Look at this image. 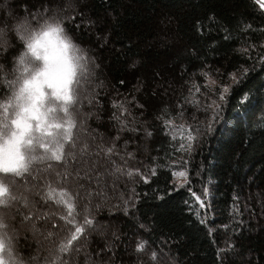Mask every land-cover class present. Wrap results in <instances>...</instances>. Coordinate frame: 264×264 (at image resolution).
I'll list each match as a JSON object with an SVG mask.
<instances>
[{
    "label": "trees",
    "instance_id": "1",
    "mask_svg": "<svg viewBox=\"0 0 264 264\" xmlns=\"http://www.w3.org/2000/svg\"><path fill=\"white\" fill-rule=\"evenodd\" d=\"M32 2L0 0L5 8L0 10V22L11 26L16 18L24 19L27 14L23 7ZM67 3L78 5L85 21L93 22L79 31L74 24L66 25L75 53L86 56L78 85H74L78 92L72 139L65 149L66 164L51 162V173L46 161L37 160L32 167L37 174L45 175L67 168L72 178L45 181L43 187L53 189L49 200L34 198L35 189L17 186V195L28 198L26 211L41 217L47 214L39 224L42 235L47 236L46 228L55 232L30 264H44L53 247L66 243L72 231L62 219L67 215L66 207L57 203L61 199L58 186L70 191L81 222L91 212L97 222L112 220L118 224L121 244L117 246V264L121 257L124 264H142L153 251L158 253L155 264H264V66L259 60L264 56V10L255 0H59L61 8ZM28 11L35 9L29 6ZM64 11L73 15L67 8ZM105 36L107 43L102 47ZM13 45L0 84L13 78L8 73L15 71L14 57L24 50L22 41H13ZM250 45L257 47L249 51ZM242 68L249 71L240 76ZM230 73L239 77L236 84H232ZM121 80L126 82L124 86ZM169 80L173 83L171 91L165 87ZM221 81L230 88L223 101L216 91L222 88ZM205 85L215 95H209ZM244 93H249L248 99L238 104ZM87 94L99 101L93 102L95 115H88L91 112L83 99ZM132 97L143 108L127 103ZM114 101L132 113L123 130L118 121L110 122L114 113L123 118L119 108L113 107ZM212 101L221 104L215 117L212 111H205ZM142 116L147 120V131L152 133L147 136L143 160L138 157L143 152L139 141ZM193 117L201 122L203 135L194 150L185 155L179 151L180 143L173 132L178 130L177 124L182 128L194 124ZM213 119L208 132L207 124ZM131 124L137 132L127 131ZM91 130L101 134V143H109L103 147L105 151L113 149L110 156L103 157L108 166L115 167L110 168V183L103 175L105 189L91 194L87 202L86 191L79 184L85 179H77L72 170L81 165L82 155L90 154L94 145L92 140L88 145ZM130 140L138 147H133L135 156L122 158L120 150ZM69 152L75 158L67 155ZM179 157L186 162L182 168L188 173V183L176 188L172 170ZM93 163L96 165V159ZM133 167L149 176L147 183L127 175ZM189 188L203 198V191L209 190V203L202 199L206 207L197 203ZM133 191L130 203L135 207L125 212L123 201ZM93 202L104 207L97 209ZM201 220L206 223L201 224ZM55 223L60 227L53 229ZM92 229L90 226L75 247L87 241L88 248L95 250L100 239ZM137 242L147 244L146 253L137 255L133 251ZM35 249L33 244L31 251L21 254L27 259ZM73 255L78 258L72 250L63 260L71 262Z\"/></svg>",
    "mask_w": 264,
    "mask_h": 264
},
{
    "label": "snow or ice",
    "instance_id": "2",
    "mask_svg": "<svg viewBox=\"0 0 264 264\" xmlns=\"http://www.w3.org/2000/svg\"><path fill=\"white\" fill-rule=\"evenodd\" d=\"M261 10H264V0H255ZM31 6L34 12H29ZM3 6L0 5V8ZM78 5L72 3L65 4L64 8L70 9L73 15L65 14L64 8L60 7L59 0H33L31 5L25 4L23 11L27 14V19L16 18V22L9 26L7 23L4 28H0V76L5 74L8 63V53L14 51L13 41L23 42V51L18 57H14V73L11 80L5 79L0 84V264H30L36 260L43 248V243L50 236L55 235L54 231L48 232L47 236L42 235L39 224L42 219H47V214L43 217L26 211L28 198L26 195H17V186L23 185L26 190L35 189L34 198L49 200L53 189L43 187L45 181L59 180L61 182L71 179V174L65 168L64 173L55 172L50 175L43 173L37 174L33 170V163L37 160L47 162V170L51 173L52 163L59 162L66 164L67 157L65 149L68 142L72 139L73 111L77 107L78 74L83 68L86 59L85 54L77 55L74 51L72 39L66 34V25H75V30L79 31L82 27L87 29L93 22L85 21L83 12L78 11ZM9 16L11 13L8 14ZM79 20L80 23H76ZM100 37L97 36V39ZM107 43V36L102 42V47ZM250 45L249 51L256 48ZM261 65L264 66V56H259ZM94 63V61H93ZM249 71L242 68L240 76ZM207 77V73H203ZM232 84H236L239 77L229 74ZM121 86L125 81L121 80ZM215 84V81L212 82ZM222 88L216 89L219 92L218 99L223 101L229 93V85L221 81ZM205 91L209 95H215L205 85ZM200 89L197 88V93ZM249 97V93H244L237 101L238 104L244 103ZM207 98V97H206ZM93 102L99 103L93 96ZM129 104H134L136 109L143 108L136 97H132ZM114 108H119L123 118L115 113L110 117V122L115 120L121 125V130L127 127V117L131 115V110L124 107L122 103L113 102ZM221 104L212 101L205 106V111H212L213 117L219 114ZM89 116L92 113H88ZM99 119V117H97ZM133 119L135 117L133 116ZM195 121L189 125L186 136L182 140L186 143L179 149L186 154L191 153L196 144L200 141L203 133L201 132V122ZM212 122H209L206 131L212 130ZM169 123V122H166ZM129 132H137L135 127L127 128ZM144 135L151 136L147 130ZM127 146V144H126ZM75 147V145H72ZM176 151V149H173ZM105 155H111L113 149H101ZM73 156V152L67 153ZM129 155H133L129 153ZM186 162L181 158L180 165ZM95 163L89 162V171L95 170ZM128 176H138L140 180L147 183L149 176L143 175L141 169H129ZM172 175L184 178L183 182L176 181L177 186H185L187 183V171L173 172ZM76 178L80 179V172L76 173ZM85 179H90L87 173ZM61 199L57 203L63 204L67 209V215L62 217L65 226L72 229L66 243H60L58 247H53L45 258L44 264H71L64 261L63 256L70 254L72 250L77 257L80 253L85 254V264H117L116 253L119 251L116 246L119 237L113 233L112 239H104L97 242L96 248L92 253L88 252L85 245L75 247L84 239L85 233L90 226H94L96 217L88 216L83 221L75 214V205L72 202L70 191L63 186H58ZM171 190V189H170ZM189 192L196 198L201 207H206L200 196L189 188ZM208 190L205 189V195ZM91 195V193H89ZM135 196L134 191L129 199L123 201V211L129 212L130 208L135 207L131 204V197ZM66 198V199H65ZM138 200L139 197H136ZM162 199V197H158ZM239 197H236V201ZM102 205L97 204L96 208L101 209ZM235 207V201H234ZM235 215V213H234ZM205 224V220L200 221ZM58 223L52 224V228H59ZM211 234V230H210ZM36 245L35 254L27 259L21 254L24 250H32V245ZM87 244V241H86ZM127 250V249H126ZM140 254L141 251L147 252V244L137 242L133 250ZM111 253V255H110ZM158 253L153 251L147 260L142 264H155ZM120 264H124L123 257Z\"/></svg>",
    "mask_w": 264,
    "mask_h": 264
},
{
    "label": "rangeland",
    "instance_id": "3",
    "mask_svg": "<svg viewBox=\"0 0 264 264\" xmlns=\"http://www.w3.org/2000/svg\"><path fill=\"white\" fill-rule=\"evenodd\" d=\"M4 9L5 8H0V10H2V11H5ZM69 12L72 13V11L70 9H69ZM23 18L27 19V15L23 16ZM4 27H5V24L3 22H0V28H4ZM169 81L170 82L167 83L165 85V87H166L167 90L171 91V88L173 87V83H172L171 80H169ZM166 89H164L163 92L166 91ZM92 98H93V96H90L89 94H87L86 96L83 95V99L85 100V103L87 104V110L90 111L93 115H95L96 107H95V104L93 103ZM139 122L142 125L140 127V130H139V133H140V136H139L140 140L139 141H141L143 152L139 153L138 157H140L141 160H143V157L145 156L144 151L146 150V145L148 144V137L146 135H144V131L147 130V120L144 119V117L142 116V117H140ZM177 126L179 128H178V130L174 131L173 134H175V136L177 137V139H178V141L180 143V148H181V146L186 143V140H182L181 137L182 136H186V132H187L188 128H182L179 124H177ZM132 127H133V124H131V128ZM100 135L101 134H99L97 130H93V131L91 130L90 131V133L88 135L89 139H90L88 141V145H91L92 141L94 142L93 143L94 145H91L90 154H86V155H88L87 157H86V155H82L83 161H82L81 165L80 166L77 165L72 170V172H74L75 177H76V173L77 172H80L81 177H83V178H84V174L85 173H87L88 176L90 177V179H85L84 178L85 179L84 183H80L79 182L80 187L83 190L86 191L83 194H84V198L87 199V202L90 199L89 193H91L93 195H97L98 193H102L103 189H105V184L101 183V180L103 179V175H104V177L106 176V180H107L106 183H110V181H109L110 179H108V177L111 178V175L113 174L112 170L115 167L114 165L112 166L111 164L108 166V164H107L108 160L103 157V153L101 152V149L105 150V148H103V147L105 145H109V143L108 144H106L105 142L101 143L102 139H100ZM133 141L134 140H130L129 142H125L124 143V147L120 150V152L122 153L121 154L122 158L123 157H127L129 155V152H132L131 153V154H133L132 156H135L133 147H137V146H134ZM126 144H127V146H126ZM85 158H87L86 161L84 160ZM179 158H182V157H179ZM93 159H96V167H95V170L89 171V162L93 163ZM143 163L144 162L142 161L141 162L142 166H143ZM110 168H113V169H110ZM136 168H134V169H136ZM180 171H186V169L180 167V159H179V161H176V163L174 164L172 173L173 172L179 173ZM62 173H64V172L62 171ZM183 180H184V178L179 177L178 175L175 176V177L173 176V184H174V186L176 188H181V186H177L176 181L183 182ZM187 183H188V177H187ZM187 183H186V185H187ZM185 186H182V187H185ZM203 193H205V192L203 191ZM196 195L198 196V194H196ZM204 196H205V194H204ZM201 198L204 199V200L206 199L205 200L206 203H209V190L207 192L206 197L205 198L201 197ZM106 200H109V199H106ZM103 202H104V205H105L106 204L105 201H103ZM92 205L96 206L97 203L93 202ZM104 205H102V207H104ZM45 231L48 234V232H50L51 230L49 228H46ZM92 231H93L94 234L97 235V237L100 240H101L102 236H103L104 239H112V236H113L114 232L116 233V235L118 237H120L119 226H118V224L116 222H113L112 220L106 221V220L99 219L98 222L97 221L95 222V225L93 226ZM120 244L121 243H119V241H118L116 246H118ZM81 245H85L87 247V249H88V252L92 253L91 249L88 248V246H87V244L85 242L81 243ZM43 246H44V243H43ZM110 255H111V253H110ZM82 256H83L82 258H79V257L76 258V257H74V255L71 256V258L73 257L71 259V264H82L83 262L85 263V254L82 253ZM161 260H159V262ZM33 261H36V260H33ZM157 264H159V263L157 262Z\"/></svg>",
    "mask_w": 264,
    "mask_h": 264
},
{
    "label": "clouds",
    "instance_id": "4",
    "mask_svg": "<svg viewBox=\"0 0 264 264\" xmlns=\"http://www.w3.org/2000/svg\"><path fill=\"white\" fill-rule=\"evenodd\" d=\"M21 19V18H20Z\"/></svg>",
    "mask_w": 264,
    "mask_h": 264
}]
</instances>
